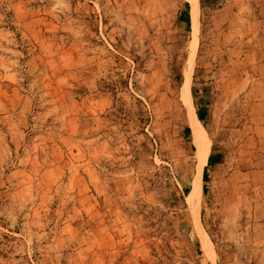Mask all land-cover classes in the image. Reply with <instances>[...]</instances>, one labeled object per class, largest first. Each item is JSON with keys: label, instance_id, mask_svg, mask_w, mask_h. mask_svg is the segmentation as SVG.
Wrapping results in <instances>:
<instances>
[{"label": "rangeland", "instance_id": "obj_1", "mask_svg": "<svg viewBox=\"0 0 264 264\" xmlns=\"http://www.w3.org/2000/svg\"><path fill=\"white\" fill-rule=\"evenodd\" d=\"M195 1L0 0V264H264V0Z\"/></svg>", "mask_w": 264, "mask_h": 264}, {"label": "bare ground", "instance_id": "obj_2", "mask_svg": "<svg viewBox=\"0 0 264 264\" xmlns=\"http://www.w3.org/2000/svg\"><path fill=\"white\" fill-rule=\"evenodd\" d=\"M191 3L193 4L192 19H193L194 30L198 31V24H199V9L197 5L198 3H196L195 0H191ZM191 120H192L191 124L193 125V137L199 145L198 155L196 158L198 164L197 176L194 181L193 191L191 195V198L196 199V198H200V195L203 191L202 189V183L204 182L203 170L206 164L208 163L209 154H210V144H208L207 141L206 129L203 126L202 122L197 117V115L196 114L193 115Z\"/></svg>", "mask_w": 264, "mask_h": 264}, {"label": "trees", "instance_id": "obj_3", "mask_svg": "<svg viewBox=\"0 0 264 264\" xmlns=\"http://www.w3.org/2000/svg\"><path fill=\"white\" fill-rule=\"evenodd\" d=\"M189 6V5H188ZM199 119L201 121L205 120V116L204 114L200 111L198 113ZM220 158V155L215 156H210L209 160H208V167L213 166L215 163H217L215 160H218ZM208 167H206V169L204 170V174H203V180L207 183L209 181V176H208Z\"/></svg>", "mask_w": 264, "mask_h": 264}]
</instances>
